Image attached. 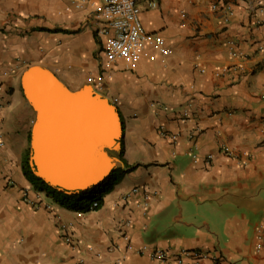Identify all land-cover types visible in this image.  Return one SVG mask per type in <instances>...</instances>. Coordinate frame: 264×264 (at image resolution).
I'll return each instance as SVG.
<instances>
[{
	"label": "crops",
	"instance_id": "obj_1",
	"mask_svg": "<svg viewBox=\"0 0 264 264\" xmlns=\"http://www.w3.org/2000/svg\"><path fill=\"white\" fill-rule=\"evenodd\" d=\"M99 3L0 0V264H166L155 248L208 253L185 264H264V0L140 1L171 52L118 65L100 90L124 123L118 182L81 212L24 176L34 111L20 72L39 62L87 83L103 62Z\"/></svg>",
	"mask_w": 264,
	"mask_h": 264
},
{
	"label": "water",
	"instance_id": "obj_2",
	"mask_svg": "<svg viewBox=\"0 0 264 264\" xmlns=\"http://www.w3.org/2000/svg\"><path fill=\"white\" fill-rule=\"evenodd\" d=\"M34 111L28 163L34 175L68 193L98 185L120 159L124 123L116 104L85 83L68 86L50 67L31 62L20 72Z\"/></svg>",
	"mask_w": 264,
	"mask_h": 264
},
{
	"label": "built area",
	"instance_id": "obj_3",
	"mask_svg": "<svg viewBox=\"0 0 264 264\" xmlns=\"http://www.w3.org/2000/svg\"><path fill=\"white\" fill-rule=\"evenodd\" d=\"M75 5H84L93 0H71ZM145 1L150 8L158 5L159 0H100L96 4L93 18L94 32L99 38V47L103 56V62L97 72H92L87 83L100 91L107 79L111 77V71L122 64L126 70H135L143 59L154 61L158 55H167L171 48L166 38L160 32H148L142 25L140 18L139 2ZM212 9L216 10V4ZM230 6L226 7L230 11ZM114 104L117 98L111 99ZM186 117L187 111L185 110ZM173 137H175L173 135ZM137 190V187L134 188ZM97 201L92 202L90 210L98 208ZM66 242L76 246V240L70 235L65 236ZM143 250V249H141ZM152 258L164 261L166 264H185L184 258L190 256L193 259L206 258L208 253L200 249L182 250L175 254L155 248L150 251Z\"/></svg>",
	"mask_w": 264,
	"mask_h": 264
},
{
	"label": "trees",
	"instance_id": "obj_4",
	"mask_svg": "<svg viewBox=\"0 0 264 264\" xmlns=\"http://www.w3.org/2000/svg\"><path fill=\"white\" fill-rule=\"evenodd\" d=\"M29 138L30 132L28 133V147L24 152L22 158V172L26 179L32 184L36 190L44 191L49 197H51L59 205L66 207L68 209L76 211H89L92 202L97 201L100 205L103 202V197L108 192H110L119 178L116 176L118 171L124 172L123 168L117 166L113 169L108 177L101 181L98 185L89 187L88 189L81 190L78 192L68 193L66 191H61L57 187L51 186L43 179L34 175L29 163ZM124 149H123V139H122V148L121 151L117 154L121 161H124L123 158ZM132 168V167H130Z\"/></svg>",
	"mask_w": 264,
	"mask_h": 264
},
{
	"label": "rangeland",
	"instance_id": "obj_5",
	"mask_svg": "<svg viewBox=\"0 0 264 264\" xmlns=\"http://www.w3.org/2000/svg\"><path fill=\"white\" fill-rule=\"evenodd\" d=\"M102 94H103L104 96L107 97V95H106L105 93H102ZM29 120H30V119H29ZM118 153H119V152H113V154L116 155L117 157H118V155H117ZM118 158H119V157H118ZM119 159H120V158H119ZM117 166H120L119 162L116 164V167H117Z\"/></svg>",
	"mask_w": 264,
	"mask_h": 264
}]
</instances>
